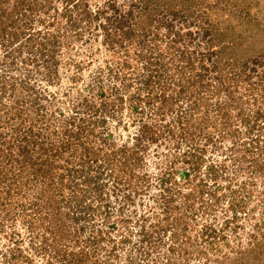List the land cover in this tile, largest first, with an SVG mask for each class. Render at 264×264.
<instances>
[{"label":"rangeland","instance_id":"1","mask_svg":"<svg viewBox=\"0 0 264 264\" xmlns=\"http://www.w3.org/2000/svg\"><path fill=\"white\" fill-rule=\"evenodd\" d=\"M97 1L89 0V3L95 5ZM238 2L245 3L243 0ZM253 3L252 11L261 14L264 0ZM57 5L65 6V3L58 1ZM44 21V24L35 23L30 31L37 35L38 31H56L57 26L66 30L65 20L56 16L53 10L44 16ZM79 30H82V35ZM71 31L68 29L67 32ZM76 32L79 35L61 37L58 45H51L45 38L43 43H39V36H34L28 45H19L17 41L8 50L0 44V129L9 131L7 139L15 141V146L19 147L22 131L26 127L22 123L25 117L15 119L16 128L8 126L2 129V125L12 124L6 119L4 103L8 109L11 107V113H16L12 105L17 99H25L26 114H33L32 117L38 110H49L50 113L59 107L71 113L74 105L84 106L85 96L97 99L94 94L99 82L95 76L103 78L106 87L114 86L113 83L122 85L120 80L111 82V75L107 72L101 76V68L107 70L108 61L120 60L123 52L109 49L103 31L93 25L90 28L83 26ZM262 45L264 40L262 44L258 41L251 43L252 51ZM53 47L56 48L55 61L50 69L48 65L53 59L46 64L41 55L43 49ZM48 53L45 52V58L49 60ZM261 68L256 72L262 71ZM129 77L128 80L123 77V82L127 80L128 84L131 83L128 91L141 90L142 84L136 81L137 78L134 75ZM258 96L257 102L253 96L246 104L252 118L257 109L264 111V99L259 93ZM130 100L126 94L122 103L124 107L120 109L119 101L115 117L109 119L114 140L119 145L136 143L142 122L149 119L146 113L143 119L137 118V114L128 107ZM215 103H218L217 98H211L210 110ZM178 105L189 107L190 102L184 100ZM198 114L191 119L193 125L190 129L185 131L181 123L175 122L178 121L176 113L169 114L172 125L164 127L162 124V132L174 129L175 135L163 136L161 139L165 137V141L148 147L139 162L131 161V173L127 174L130 176L128 183L132 181L130 186L120 181L119 188H115L114 177L126 176L121 174L118 164L114 175L98 165L92 170L85 167V174L94 177L95 182L104 180L107 186L98 188L95 183V187L91 185L88 188L83 184L85 190L80 192L76 187L77 174L68 176L63 184L55 182L60 191L55 193L54 204L43 205V210L50 213L46 218H40L36 212L38 206L33 208L29 204L34 190L28 191L29 195L14 194L10 201L0 204V264H63L54 257L57 248L69 260L68 251H78L84 245L93 252L92 261H109L105 264H264V167L251 166L249 159L244 157V149L235 152L239 159H233L234 155L228 148L234 141L227 129L230 124L224 127L220 120L216 124L214 114L210 118L209 131L198 133L201 129H197L196 125ZM257 125V131L264 134V117ZM242 129L240 138L253 144L244 125ZM263 134L258 138L262 147ZM99 143L100 147H109L113 142L109 141L106 145L104 141ZM196 146L205 150L193 153L202 156L199 167L194 170L190 155ZM259 151L248 153V156L255 154L253 156L264 163V152ZM187 174L193 176V182L197 184L200 183L199 178L207 182L203 188L206 192L199 190V186L195 188L194 183L180 184ZM169 177L171 182L166 184L165 189L163 182ZM163 189L165 194L176 197L172 202L175 210L169 213L164 212ZM188 193L189 198L186 197ZM142 219L144 221L139 223ZM144 224L152 231L154 225L161 226L155 229L152 237L144 239L142 229L146 227L141 226ZM165 224L169 225L167 229ZM77 227L83 228V234H77ZM100 234L102 238H99ZM44 237L49 240L45 241ZM75 243L77 247H73Z\"/></svg>","mask_w":264,"mask_h":264},{"label":"trees","instance_id":"2","mask_svg":"<svg viewBox=\"0 0 264 264\" xmlns=\"http://www.w3.org/2000/svg\"><path fill=\"white\" fill-rule=\"evenodd\" d=\"M58 1L64 2L65 6L57 5ZM243 1L245 3L242 4L238 0H98L94 5L89 0H0V44L7 50L17 41L19 45H28L34 36H39V43H43L45 38L51 45H58L61 37L78 34L79 31L82 35V30L76 32V29L93 25L103 31L109 49L123 52L120 60L108 61L107 70L101 68V76L107 72L111 75V82L120 80L122 85L113 83L114 86L106 87L103 78L95 76L99 82L94 94L97 99L85 96L84 106L74 105L71 113L59 107L50 113L49 110H38L32 117L33 114H26L25 99H17L12 105L16 113H11V107L8 109L4 103L6 119L12 124L2 125L1 128H16L17 117H25L22 123L26 127L18 141L19 147L15 146V141L7 139L9 131L0 129V185L4 189L0 191V198L3 197L0 204L10 201L14 194L29 195L28 191L34 190L29 204L38 206L36 212L41 219L46 218L50 213L43 210V205L54 204L55 193L60 191L55 182L63 184L68 176L77 174L76 187L80 192L85 190L83 184L88 188L91 185L95 187V183L98 188L107 186L104 180L95 182L94 177L85 174V167L92 170L98 165L114 175L118 164L126 179L115 176V188H119L121 182L130 186L132 181L128 183L130 176L127 174L132 167L131 161L139 162L148 147L165 141L168 134L175 135L174 129L162 132V124L164 127L172 125L169 114L174 113L178 117L175 122L181 123L184 131L190 129L193 125L191 119L199 113L196 125L197 129H201L198 133L209 131L210 118L214 114L216 124L218 120L224 127L230 124L227 129L234 141L228 148L234 155L233 159H239L235 152L244 149V157L249 159L251 166L264 167V163L253 156L255 154L248 156L255 150L264 152V147L259 144L261 139H258L263 133L257 131V122L264 117V111L257 109L252 118L250 109L246 108L249 98L254 96L255 102L259 100L258 93L264 99V45L258 46L256 51H252L251 47V43L258 41L262 44L264 40V7L263 13H255L252 11L255 0ZM51 10L65 20L67 31L71 29L76 33L62 30V26H57L56 31H38L37 35L31 32L35 23L46 22L44 16ZM54 47L43 49L41 55L46 64L53 59L48 65L50 69L55 61ZM45 52H49V60L45 58ZM260 67L262 71L256 72ZM132 75L142 84V89L133 93L128 91L131 83H127ZM123 77L126 82H123ZM126 94L131 99L128 107L137 114V118L143 119L145 113L149 117L142 122L133 145H119L109 124V119L116 115L119 101L120 109L124 107L122 103ZM211 98L218 100L213 110L209 109ZM184 100L190 102L189 107L178 105ZM201 112L204 114L201 115ZM243 125L253 144L240 138ZM100 141H104L105 145L109 141L113 143L109 147H100ZM204 150L196 146L191 151L190 163L194 170L199 167L202 156L193 153ZM192 177L187 174L180 184L194 183L195 188L199 186V190L205 193L203 188L207 182L199 178L200 183L197 184ZM168 182H171V177L163 182L165 189ZM165 189L161 195L165 201L164 212L169 213L175 210L172 202L176 197L165 194ZM89 193L92 194L91 191ZM186 197L189 198L190 193ZM22 205L25 207L24 203ZM141 226L146 227L142 229L145 239L152 237L161 225H154L153 231L147 229L146 224ZM82 229L77 227L78 235L83 234ZM99 238H102L101 234ZM44 240L49 239L44 237ZM87 247L84 245L78 251H68L69 260L57 248L54 257L63 264L109 262L101 259L92 261L93 252Z\"/></svg>","mask_w":264,"mask_h":264}]
</instances>
